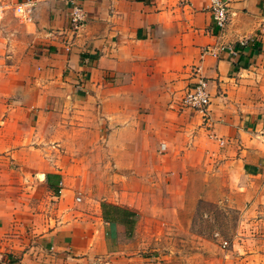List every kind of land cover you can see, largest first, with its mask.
<instances>
[{
  "label": "crops",
  "instance_id": "0c3cea01",
  "mask_svg": "<svg viewBox=\"0 0 264 264\" xmlns=\"http://www.w3.org/2000/svg\"><path fill=\"white\" fill-rule=\"evenodd\" d=\"M26 1L30 20L16 10ZM227 1L221 28L211 0H0V264H157L147 203L69 193L60 128L94 132L81 151L110 153L99 168L128 166L118 156L134 151H157L163 175L206 163L207 180L232 188L223 208L257 216L221 263L264 264V0ZM200 78L205 116L182 103Z\"/></svg>",
  "mask_w": 264,
  "mask_h": 264
},
{
  "label": "rangeland",
  "instance_id": "374dc122",
  "mask_svg": "<svg viewBox=\"0 0 264 264\" xmlns=\"http://www.w3.org/2000/svg\"><path fill=\"white\" fill-rule=\"evenodd\" d=\"M143 90H135V95L144 96ZM55 135L58 148H55V157L71 164L67 183L71 195H133L135 202L147 203L142 226L148 228L154 241L148 250L158 258L157 264H222L226 251L248 232L246 224L257 218L250 208L242 211L231 207L228 212L223 208L221 198L232 195V188L223 185L218 175L207 180L208 174L215 171L204 162L191 166L181 176H172L169 172L163 175L158 174L157 151L146 157L134 151L118 156L128 166L108 164L99 168L110 153L81 151L96 142L94 132L83 137L73 133L69 138L65 129L60 128L55 129ZM143 160L151 167L145 168ZM162 162L170 169L179 165L170 156ZM184 173L186 183H183ZM233 254L237 259V254Z\"/></svg>",
  "mask_w": 264,
  "mask_h": 264
},
{
  "label": "built area",
  "instance_id": "2783aa9c",
  "mask_svg": "<svg viewBox=\"0 0 264 264\" xmlns=\"http://www.w3.org/2000/svg\"><path fill=\"white\" fill-rule=\"evenodd\" d=\"M77 4L73 7L71 22L73 27L78 28L85 22V12L79 4L81 1H75ZM34 4L26 1L17 6L16 10L20 17L30 20ZM211 12L217 25L225 27L229 20V4L227 0H211ZM2 21V8L0 6V25ZM211 94L209 92V83L206 79L200 78L192 87H188L182 99L185 107L192 109L205 116L211 106ZM225 245L228 241H225Z\"/></svg>",
  "mask_w": 264,
  "mask_h": 264
},
{
  "label": "trees",
  "instance_id": "16d2710c",
  "mask_svg": "<svg viewBox=\"0 0 264 264\" xmlns=\"http://www.w3.org/2000/svg\"><path fill=\"white\" fill-rule=\"evenodd\" d=\"M114 209L117 210V211H121V208H119V207H117V206H114ZM104 217H105V218H110V217H112V216H111V215L109 216V215L105 214Z\"/></svg>",
  "mask_w": 264,
  "mask_h": 264
}]
</instances>
